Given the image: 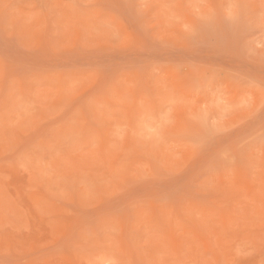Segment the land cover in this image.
Listing matches in <instances>:
<instances>
[{
	"label": "rangeland",
	"instance_id": "374dc122",
	"mask_svg": "<svg viewBox=\"0 0 264 264\" xmlns=\"http://www.w3.org/2000/svg\"><path fill=\"white\" fill-rule=\"evenodd\" d=\"M0 264H264V0H0Z\"/></svg>",
	"mask_w": 264,
	"mask_h": 264
}]
</instances>
